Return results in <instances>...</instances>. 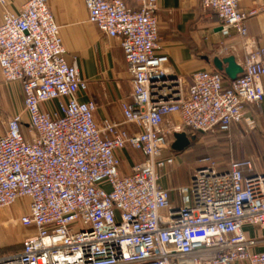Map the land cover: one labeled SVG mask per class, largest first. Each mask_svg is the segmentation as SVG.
<instances>
[{"label": "built area", "instance_id": "obj_1", "mask_svg": "<svg viewBox=\"0 0 264 264\" xmlns=\"http://www.w3.org/2000/svg\"><path fill=\"white\" fill-rule=\"evenodd\" d=\"M135 2L86 0L89 22L121 42L133 85L121 108L125 122L142 129L134 136L111 119L99 123L96 104L79 100L88 82L66 60L48 0L3 15L1 71L6 82L21 83L25 99L0 135V210L28 200L16 223L32 234L0 264H264V173L251 159L226 170L205 159L186 185H161L179 165L176 134L230 133L240 123L255 129L246 109L264 102V47L246 45L234 81L205 70L188 84L159 53V0ZM242 2L201 6L217 14L224 38L246 41L256 11L244 12ZM49 103L52 111L44 109ZM127 145L144 160L123 176L118 153Z\"/></svg>", "mask_w": 264, "mask_h": 264}, {"label": "crops", "instance_id": "obj_2", "mask_svg": "<svg viewBox=\"0 0 264 264\" xmlns=\"http://www.w3.org/2000/svg\"><path fill=\"white\" fill-rule=\"evenodd\" d=\"M29 1L0 0V25L6 11L19 14ZM123 1L130 6L137 5L135 0ZM48 5L60 27L67 62L75 64L81 77L88 82V91L81 94L79 100L96 104L95 118L99 123L111 119L119 124V132L128 136L140 134V127L125 122L121 108L123 102L130 101L133 85L120 40L105 36L89 22L86 0H48ZM241 9L244 12L256 11L247 20L246 41L235 34L224 38L221 34V20L216 13L203 10L201 0H159L157 15L162 38V50L159 53L169 56L170 67L188 84L195 72L216 70L214 61L217 58L222 60L234 57L241 66L246 45L252 50L264 47V0H243ZM225 48H234V53L229 54ZM262 83L264 87V78ZM24 99L21 83L6 82L0 67V135L5 134L10 118L23 113ZM55 106L56 103L45 104L44 109L52 111ZM246 117L255 121V129L250 130L246 123H240L233 125L230 133L225 134L238 140V154L233 160L251 159L256 170L264 173V102L260 106H248ZM118 156L123 176L130 174L132 168L144 160L130 145L119 152ZM184 156L185 151L179 152V169L188 164ZM221 165L226 170L229 163ZM187 167L192 177L199 165ZM244 174H249L246 169ZM170 176H163L162 187L174 190L187 184H181L182 179H179V186L172 187ZM171 201L180 206V194L173 191ZM248 232L253 233L251 229ZM30 234L32 230H28L24 236ZM21 250L22 246L16 252Z\"/></svg>", "mask_w": 264, "mask_h": 264}, {"label": "rangeland", "instance_id": "obj_3", "mask_svg": "<svg viewBox=\"0 0 264 264\" xmlns=\"http://www.w3.org/2000/svg\"><path fill=\"white\" fill-rule=\"evenodd\" d=\"M190 140V146L185 150L183 157L187 161V166L193 168L201 164L205 159H211L219 164H228L236 159L239 149L238 140L235 137L220 134H204L198 132H185ZM180 164V162H179ZM184 166L179 169V165L170 173L172 181L170 186H179L190 181V169ZM194 173V171H193ZM192 173V174H193ZM190 175V176H189ZM29 202L21 199L11 208L0 210V255L10 256L14 254L23 241L27 238L24 236L28 232L27 229L16 223V221L28 212ZM24 236V237H23Z\"/></svg>", "mask_w": 264, "mask_h": 264}, {"label": "water", "instance_id": "obj_4", "mask_svg": "<svg viewBox=\"0 0 264 264\" xmlns=\"http://www.w3.org/2000/svg\"><path fill=\"white\" fill-rule=\"evenodd\" d=\"M214 66L217 71L222 72L226 75L229 81H234L239 75L243 73V69L238 65L234 57L225 59H215ZM190 146V140L186 133H180L175 135V143L173 149L178 152H184Z\"/></svg>", "mask_w": 264, "mask_h": 264}]
</instances>
